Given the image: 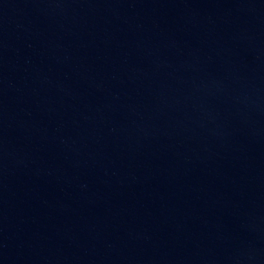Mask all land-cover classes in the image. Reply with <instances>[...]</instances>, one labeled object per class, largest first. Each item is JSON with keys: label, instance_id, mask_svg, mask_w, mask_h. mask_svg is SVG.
<instances>
[{"label": "water", "instance_id": "1", "mask_svg": "<svg viewBox=\"0 0 264 264\" xmlns=\"http://www.w3.org/2000/svg\"><path fill=\"white\" fill-rule=\"evenodd\" d=\"M0 264H264V0H0Z\"/></svg>", "mask_w": 264, "mask_h": 264}]
</instances>
